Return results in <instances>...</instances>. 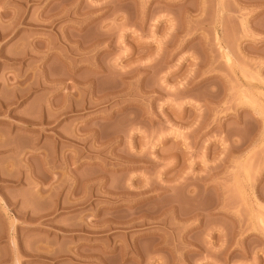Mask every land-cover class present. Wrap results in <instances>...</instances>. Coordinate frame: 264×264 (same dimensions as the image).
<instances>
[{
    "label": "rangeland",
    "instance_id": "obj_1",
    "mask_svg": "<svg viewBox=\"0 0 264 264\" xmlns=\"http://www.w3.org/2000/svg\"><path fill=\"white\" fill-rule=\"evenodd\" d=\"M0 264H264V0H0Z\"/></svg>",
    "mask_w": 264,
    "mask_h": 264
}]
</instances>
